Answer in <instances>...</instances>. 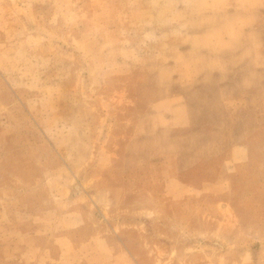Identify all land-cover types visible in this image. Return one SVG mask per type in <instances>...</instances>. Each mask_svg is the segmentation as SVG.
Returning a JSON list of instances; mask_svg holds the SVG:
<instances>
[{"label": "rangeland", "instance_id": "1", "mask_svg": "<svg viewBox=\"0 0 264 264\" xmlns=\"http://www.w3.org/2000/svg\"><path fill=\"white\" fill-rule=\"evenodd\" d=\"M0 264H264V0H0Z\"/></svg>", "mask_w": 264, "mask_h": 264}]
</instances>
